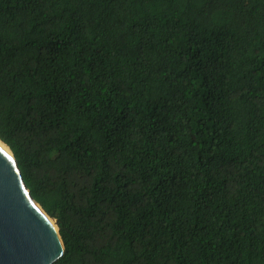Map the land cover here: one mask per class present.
<instances>
[{"label":"trees","instance_id":"1","mask_svg":"<svg viewBox=\"0 0 264 264\" xmlns=\"http://www.w3.org/2000/svg\"><path fill=\"white\" fill-rule=\"evenodd\" d=\"M0 140L55 264H264V0H0Z\"/></svg>","mask_w":264,"mask_h":264},{"label":"water","instance_id":"2","mask_svg":"<svg viewBox=\"0 0 264 264\" xmlns=\"http://www.w3.org/2000/svg\"><path fill=\"white\" fill-rule=\"evenodd\" d=\"M9 151L0 147V264H55L65 252L58 223L34 200Z\"/></svg>","mask_w":264,"mask_h":264},{"label":"bare ground","instance_id":"3","mask_svg":"<svg viewBox=\"0 0 264 264\" xmlns=\"http://www.w3.org/2000/svg\"><path fill=\"white\" fill-rule=\"evenodd\" d=\"M0 147L6 151L7 153H9L11 155V152L9 151V149L6 147V145H4L1 141H0Z\"/></svg>","mask_w":264,"mask_h":264}]
</instances>
